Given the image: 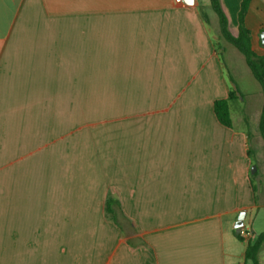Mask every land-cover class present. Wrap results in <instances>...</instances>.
Returning <instances> with one entry per match:
<instances>
[{
  "label": "crops",
  "instance_id": "0c3cea01",
  "mask_svg": "<svg viewBox=\"0 0 264 264\" xmlns=\"http://www.w3.org/2000/svg\"><path fill=\"white\" fill-rule=\"evenodd\" d=\"M239 3L220 0L232 34ZM244 25L261 55L264 0ZM218 31L209 0H0V264H249L263 95Z\"/></svg>",
  "mask_w": 264,
  "mask_h": 264
},
{
  "label": "trees",
  "instance_id": "16d2710c",
  "mask_svg": "<svg viewBox=\"0 0 264 264\" xmlns=\"http://www.w3.org/2000/svg\"><path fill=\"white\" fill-rule=\"evenodd\" d=\"M250 1L251 0H240L235 34H232L228 29L227 16L220 5V0H209V4L217 16L218 30L221 37L243 55L251 74L261 86L263 103L258 120V130L264 143V52L259 55L252 49L249 30L244 25V19ZM236 93H238V90L234 86L228 91V96L226 98L216 99L213 102V112L216 119L220 124L227 127L231 125L229 100L232 99ZM112 202H114L113 199L107 198L104 209L106 215L115 220ZM235 236L238 240H243L239 233V229H236ZM263 243L264 230L258 233L252 240L247 241L244 250L245 261H250L251 264H261L258 259V253Z\"/></svg>",
  "mask_w": 264,
  "mask_h": 264
},
{
  "label": "rangeland",
  "instance_id": "374dc122",
  "mask_svg": "<svg viewBox=\"0 0 264 264\" xmlns=\"http://www.w3.org/2000/svg\"><path fill=\"white\" fill-rule=\"evenodd\" d=\"M212 14H214V16L216 18V22H217V16L213 12V10H212ZM209 23H210V26H212V22L209 21ZM230 29L233 30L231 26H230ZM215 37H216V42L218 44V49H220V47L222 45L224 46V47H222V48H224V53H223L222 58H223L224 62L226 63V71H228V75H229L230 79L235 81L236 85L238 83L239 89L252 90L253 84H259V83H258V81H256L255 78H253V75L251 74V72H250V70L246 64L243 55L236 48H234L232 45L227 43L221 37L219 31L215 34ZM226 44H228V45H226ZM230 54L233 55V61H234L233 63H232V60L229 59V57H231ZM258 153H259V155L257 156L258 162H264V148L263 149L261 148V150L258 151ZM258 164L260 166V163H258ZM258 176H259V174L256 175V178ZM254 178H255V176H254ZM256 185H257L258 191H259L260 185L258 184V181H257ZM259 222H260V220H259ZM259 222H257V224H255L252 227L251 231L253 234L260 233V231L258 230ZM262 227H264V224H262ZM259 258L261 260H264V243H263L262 247L260 248ZM248 262H249V264H251L250 261H248Z\"/></svg>",
  "mask_w": 264,
  "mask_h": 264
},
{
  "label": "water",
  "instance_id": "95a60500",
  "mask_svg": "<svg viewBox=\"0 0 264 264\" xmlns=\"http://www.w3.org/2000/svg\"><path fill=\"white\" fill-rule=\"evenodd\" d=\"M183 3H185L186 5H192L194 3V0H183ZM260 39H261V43L264 45V30L260 33ZM252 169L253 170L255 169L254 166L252 167ZM244 216H245V212L244 211H241L238 214L237 222L235 224V226L237 228H241L242 227Z\"/></svg>",
  "mask_w": 264,
  "mask_h": 264
},
{
  "label": "built area",
  "instance_id": "2783aa9c",
  "mask_svg": "<svg viewBox=\"0 0 264 264\" xmlns=\"http://www.w3.org/2000/svg\"><path fill=\"white\" fill-rule=\"evenodd\" d=\"M176 4H182L183 0H173ZM239 233L241 235V237L245 240H251L254 237V234L252 233V231L248 228L245 227H241L239 228Z\"/></svg>",
  "mask_w": 264,
  "mask_h": 264
}]
</instances>
